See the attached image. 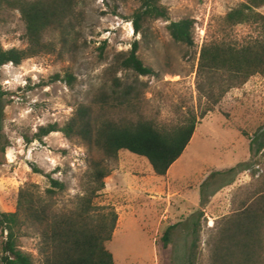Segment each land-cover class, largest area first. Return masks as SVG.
Returning a JSON list of instances; mask_svg holds the SVG:
<instances>
[{
  "label": "rangeland",
  "instance_id": "1",
  "mask_svg": "<svg viewBox=\"0 0 264 264\" xmlns=\"http://www.w3.org/2000/svg\"><path fill=\"white\" fill-rule=\"evenodd\" d=\"M245 0H162L169 19L149 24L145 35L136 34L132 15L137 0H81V24L70 35L68 52L43 54L21 65L0 67V92H6L2 142L9 144L0 166V212L17 208L19 190L34 183L44 192L45 174L66 184L56 197L59 210L74 206L84 193L91 160L103 156L78 139L52 132L28 144L41 125H63L81 103L102 92L109 93L113 76L142 85V114L160 124L177 122L190 110L198 115L205 99L198 89V65L202 46L219 33L221 18ZM264 14V6L258 9ZM183 18L195 20V43L187 48L171 37L167 25ZM26 26L18 10L0 9V42L4 48H23ZM256 25L241 24L232 31L240 43L256 37ZM140 40L139 53L154 75L109 68L121 52ZM73 45V48H71ZM71 72L73 86L54 81L56 73ZM264 77L252 76L231 89L204 117L181 157L163 176L155 174L149 161L128 150L108 161L110 175L95 199L97 206L113 208L118 220L106 247L116 264H187L199 229L197 264H211L209 240L219 221L255 199L264 182ZM246 163L245 168L229 172ZM36 165L43 174L34 172ZM231 182V183H230ZM175 225L170 242L162 239ZM40 236L32 232L22 239V248L42 264Z\"/></svg>",
  "mask_w": 264,
  "mask_h": 264
},
{
  "label": "trees",
  "instance_id": "2",
  "mask_svg": "<svg viewBox=\"0 0 264 264\" xmlns=\"http://www.w3.org/2000/svg\"><path fill=\"white\" fill-rule=\"evenodd\" d=\"M81 0H0V9L18 10L25 23L23 48H4L0 42V67L21 65L25 60L43 54L68 52L70 35L81 24L78 6ZM132 15L134 32L145 35L149 24L169 19V9L162 0H137ZM264 0H245L221 18L219 33L201 49L198 65V89L205 101L198 115L190 110L177 122L158 123L142 114V85L137 80L113 76L109 93L102 92L89 103H81L72 117L60 125H41L33 138L25 135L28 144L42 140L52 132L84 142L89 149L100 152L101 160H91L84 193L69 209H57L56 197L66 184L47 173L49 186L42 192L34 183L19 190L17 208L0 212V264H35L33 254L22 248V239L37 232L42 264H116L106 247L116 228L118 215L113 208L95 205V199L105 188L110 175L108 161L118 159L121 150L145 157L155 174L166 175L181 157L195 132L199 117H204L231 89L241 87L252 76L264 77V14L258 9ZM241 24L256 25L258 35L243 43L234 40L233 29ZM167 29L177 43L190 48L195 43V20L183 18L171 21ZM73 48V45L72 47ZM140 40L135 39L127 52H121L109 68L135 76L154 75L155 71L142 60ZM54 81L67 82L71 87L75 76L71 72L56 73ZM6 92H0V166L4 163L9 144H3ZM264 150L261 143L257 152ZM264 153V151H263ZM241 163L229 172L245 168ZM34 172L43 174L36 165ZM231 183V182H230ZM175 225H170L162 239L166 244ZM187 264L199 259V229L194 228ZM211 264H264V182L255 199L237 212L223 217L209 240Z\"/></svg>",
  "mask_w": 264,
  "mask_h": 264
}]
</instances>
